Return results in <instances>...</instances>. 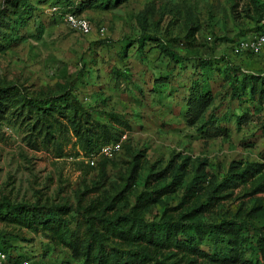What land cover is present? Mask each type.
<instances>
[{"label": "rangeland", "instance_id": "1", "mask_svg": "<svg viewBox=\"0 0 264 264\" xmlns=\"http://www.w3.org/2000/svg\"><path fill=\"white\" fill-rule=\"evenodd\" d=\"M49 2L0 0V249L32 264H132L135 244L109 237L99 248L89 221L126 214L150 172L162 173L156 189L182 181L145 219L178 205L198 170L206 185L232 161L264 165V91L239 84L264 75V57L235 51L260 30L264 0ZM72 5L90 34L66 24ZM47 98L55 105L41 110ZM222 220L264 230V190L248 183L193 216L200 252L168 261L264 264L254 245L209 234Z\"/></svg>", "mask_w": 264, "mask_h": 264}, {"label": "trees", "instance_id": "2", "mask_svg": "<svg viewBox=\"0 0 264 264\" xmlns=\"http://www.w3.org/2000/svg\"><path fill=\"white\" fill-rule=\"evenodd\" d=\"M49 1L56 2V0ZM254 1L259 4L262 0ZM67 10L80 14L73 5L69 6ZM239 80L243 90L249 87L251 93H255L258 88H260L261 92L264 91V75L244 74ZM38 104L41 110L51 109V106L55 105L54 99L52 100L51 98L39 101ZM88 142L92 146L95 141L88 140ZM135 176L136 166L132 168L130 177L133 180V184ZM161 178V171L148 174L144 183L145 190L136 196L135 205L126 214L115 219L99 217L96 219L97 222L89 221L91 238L98 242L99 248L103 246L101 243L102 239L109 237L133 243L135 247L124 253L132 259V264H176V260H168L177 255L175 250L180 249L183 251V248L186 249L188 254L189 252L192 254L199 253L200 251L196 247L194 239L187 232L189 228H194L198 233L204 234L205 228L202 223L193 222V216L212 210L220 200L231 197L235 188L246 186L248 183L253 184L256 191H263L264 165L257 162L243 164L232 161L221 181H217L215 177H212L206 185H204L207 180L206 174L204 171L198 170L187 184L178 205L165 208L160 216L154 214L145 219L142 213L147 207L159 200L163 194L174 192L177 185L182 181V177L174 174L169 186L156 189L154 183ZM200 195H204L205 203L193 205L187 213L178 212L175 214V211L180 210L184 205L191 206ZM97 225L100 226V230ZM209 228V234L220 238L223 244L237 245L240 238L241 244L243 243L245 247L254 245L256 251L264 257V230L260 229L252 233L248 231L243 222L231 220H222L219 223L209 225ZM0 251L5 252L9 258L14 256L12 253H7L5 249H0ZM19 258L30 259L27 256ZM188 261L190 262V259Z\"/></svg>", "mask_w": 264, "mask_h": 264}, {"label": "built area", "instance_id": "3", "mask_svg": "<svg viewBox=\"0 0 264 264\" xmlns=\"http://www.w3.org/2000/svg\"><path fill=\"white\" fill-rule=\"evenodd\" d=\"M64 19L68 27L77 34H90L93 31L92 23L84 16L75 13L72 10H67L64 14ZM102 32V30H101ZM236 52H240L247 55L256 57H264V23L262 28L251 37L242 38L235 49ZM117 149L115 145H106L102 148V152L105 155H111L113 151ZM89 160V159H88ZM91 165L94 164V160H90ZM0 263L1 264H32L30 259H22L14 255L9 258L8 255L0 251Z\"/></svg>", "mask_w": 264, "mask_h": 264}]
</instances>
